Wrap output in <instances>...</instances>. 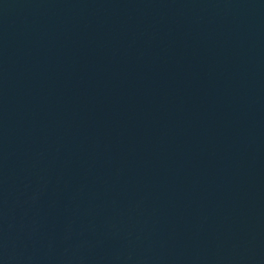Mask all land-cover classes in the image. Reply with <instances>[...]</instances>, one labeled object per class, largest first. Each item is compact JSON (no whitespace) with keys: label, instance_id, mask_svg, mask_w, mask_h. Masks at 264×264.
I'll return each mask as SVG.
<instances>
[{"label":"water","instance_id":"water-1","mask_svg":"<svg viewBox=\"0 0 264 264\" xmlns=\"http://www.w3.org/2000/svg\"><path fill=\"white\" fill-rule=\"evenodd\" d=\"M0 264H264V0H0Z\"/></svg>","mask_w":264,"mask_h":264}]
</instances>
